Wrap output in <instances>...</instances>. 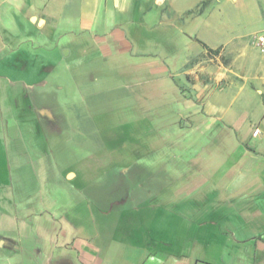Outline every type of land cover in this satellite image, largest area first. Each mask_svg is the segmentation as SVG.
I'll list each match as a JSON object with an SVG mask.
<instances>
[{
    "label": "crops",
    "instance_id": "0c3cea01",
    "mask_svg": "<svg viewBox=\"0 0 264 264\" xmlns=\"http://www.w3.org/2000/svg\"><path fill=\"white\" fill-rule=\"evenodd\" d=\"M237 2L0 0V56L19 55L26 37L47 49L41 67L23 69L38 75L37 83H0V264H264V54L253 39L264 25L252 42L229 31L239 20ZM60 42L73 48L67 59L74 50L79 68L88 55L110 60L107 72L133 89L136 104L155 108V117L175 127L167 137L210 133L218 141V162L204 161L205 190L189 189L181 212L177 181L160 180L161 163L100 167L90 157L82 166L90 176L78 178L61 162L62 152L48 147L71 123L80 137L97 131L94 115L52 94L65 90L51 83L63 70L47 48ZM250 43L262 55V70L245 59ZM19 93L33 115L26 131L14 118ZM98 170L120 178L98 181ZM179 214L202 217L206 228L179 243Z\"/></svg>",
    "mask_w": 264,
    "mask_h": 264
},
{
    "label": "rangeland",
    "instance_id": "374dc122",
    "mask_svg": "<svg viewBox=\"0 0 264 264\" xmlns=\"http://www.w3.org/2000/svg\"><path fill=\"white\" fill-rule=\"evenodd\" d=\"M233 6L238 7L233 10V15L238 13L239 20L233 21L228 30L239 32L245 40L252 42L251 34L264 25V0H238ZM21 19L20 15L17 22L19 23ZM18 28L27 33V28L24 26L21 25ZM250 44L251 47L246 51L245 59L254 72L262 70L260 60L262 55L252 45L253 43ZM64 45L60 42L46 46L51 54L49 57L52 65L57 64L60 73L63 70L60 75L51 76V83L61 84L65 90L60 92L57 89L56 94H52L64 104H79L81 112L94 115L97 119V131L93 132L92 136L80 137L75 133V123H71L63 137L52 138L50 143L48 142V147L51 146L52 149L62 152L61 162L71 164L72 171L78 175V178L90 176L86 170H82V166L90 163V157L95 158L100 167L110 163L119 167L147 164L144 159L161 163L163 172L159 175L160 180L165 182L169 177H173L177 181L179 195L174 201L176 208L181 212L180 209L187 205V194H192L188 193L189 189L193 188L194 194L205 190L202 182L206 174L203 168L204 161L211 157L209 162L212 164L218 162V141L210 138V133L200 137L189 133L179 138L167 137L170 131L175 130V127H170L166 122L167 117L164 116L163 119L155 117V108H143L136 104L138 102L134 97L133 89H125L117 80L118 76L107 72L111 67L110 60L102 58L92 60V56L88 55L82 60V67L79 68L74 59V50L72 56L67 59V52L72 51L73 48L70 45L64 48ZM19 47L22 52L17 56L11 57V54L7 52L0 56V83L2 85L13 84L25 88L41 80L38 75H29L23 69L26 65L29 68L41 67L43 62L47 61V53L44 51L47 49L44 45L33 47L30 42H27V37L19 44ZM66 66L72 70L71 74L64 73ZM106 79H114L115 81L112 82L115 83H107ZM76 85H78L77 88ZM19 94V105L15 108L14 118L20 130L26 131V129L30 130L26 117L33 115L25 110L29 105L26 94ZM35 141L40 143L41 139L38 138ZM154 147L159 150L160 154L147 155L148 149H154ZM92 151L95 153L94 156H91ZM95 178L98 181L117 180L120 174L116 171L98 170ZM192 181L194 184L195 181L196 184L199 183L194 186ZM136 190L134 189L133 192L136 193ZM163 205L167 204L163 203ZM203 221L202 217L186 220L180 214L177 219L174 216L173 222L176 228L174 235L177 241L181 243L191 233L193 235L203 232L206 228L202 224ZM191 222H194L193 226ZM165 224L166 221L163 220V232H161L163 238L167 236L164 235Z\"/></svg>",
    "mask_w": 264,
    "mask_h": 264
},
{
    "label": "built area",
    "instance_id": "2783aa9c",
    "mask_svg": "<svg viewBox=\"0 0 264 264\" xmlns=\"http://www.w3.org/2000/svg\"><path fill=\"white\" fill-rule=\"evenodd\" d=\"M253 39L255 41V44L258 48V50L264 54V30L263 31H260V32H257L253 35ZM258 133V130H256L254 132V134L256 135Z\"/></svg>",
    "mask_w": 264,
    "mask_h": 264
}]
</instances>
